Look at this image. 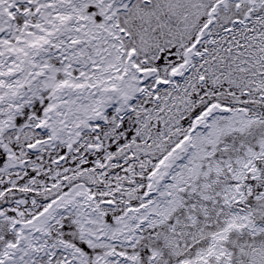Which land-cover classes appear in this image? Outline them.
<instances>
[{
	"label": "snow or ice",
	"instance_id": "obj_1",
	"mask_svg": "<svg viewBox=\"0 0 264 264\" xmlns=\"http://www.w3.org/2000/svg\"><path fill=\"white\" fill-rule=\"evenodd\" d=\"M0 264H264V0H0Z\"/></svg>",
	"mask_w": 264,
	"mask_h": 264
}]
</instances>
